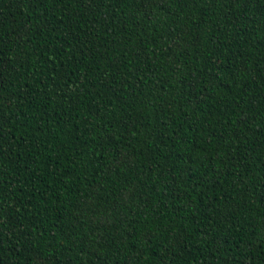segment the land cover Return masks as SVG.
Listing matches in <instances>:
<instances>
[{"label": "trees", "instance_id": "1", "mask_svg": "<svg viewBox=\"0 0 264 264\" xmlns=\"http://www.w3.org/2000/svg\"><path fill=\"white\" fill-rule=\"evenodd\" d=\"M0 264H264V0H0Z\"/></svg>", "mask_w": 264, "mask_h": 264}]
</instances>
